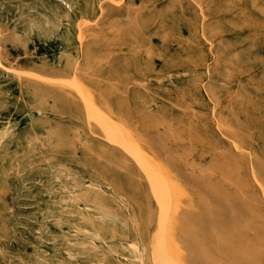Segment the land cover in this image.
I'll use <instances>...</instances> for the list:
<instances>
[{
  "label": "rangeland",
  "instance_id": "374dc122",
  "mask_svg": "<svg viewBox=\"0 0 264 264\" xmlns=\"http://www.w3.org/2000/svg\"><path fill=\"white\" fill-rule=\"evenodd\" d=\"M0 62V264H264V0H0Z\"/></svg>",
  "mask_w": 264,
  "mask_h": 264
},
{
  "label": "bare ground",
  "instance_id": "6f19581e",
  "mask_svg": "<svg viewBox=\"0 0 264 264\" xmlns=\"http://www.w3.org/2000/svg\"><path fill=\"white\" fill-rule=\"evenodd\" d=\"M28 5V4H27ZM29 6V5H28ZM30 7V6H29ZM71 7V6H70ZM76 7V6H75ZM73 8V7H72ZM29 19V18H28ZM47 19H48V17H47ZM49 20V19H48ZM29 22V21H28ZM31 23V22H30ZM54 26V25H53ZM57 26V25H56ZM56 28H58V27H56ZM33 35V34H32ZM0 66H3L2 65V63L0 62ZM8 74V73H7ZM11 75V74H10ZM70 82V81H69ZM86 102H88V100L86 101ZM89 105V104H88ZM94 104H92V106H93ZM91 107V106H90ZM92 108V107H91ZM94 109H95V107H94ZM91 110V109H90ZM96 112H98L99 113V110H97ZM95 111H90V114H93L94 116H97L98 117V115H97V113H96ZM101 112V111H100ZM104 113V112H103ZM100 114V115H102L103 117H104V114ZM96 117V118H97ZM105 118V117H104ZM106 119V118H105ZM105 119H103L104 121H107V120H105ZM110 119V118H109ZM101 120H102V118H101ZM114 120V119H113ZM113 120H112V123H113ZM97 121V120H96ZM103 121V122H104ZM108 124V123H107ZM112 125V124H111ZM114 125V124H113ZM112 125V126H113ZM117 125V124H116ZM102 126H103V129L105 128V131L107 132V134H108V136H109V138H111L109 141H113V143L114 142H116L117 144L119 143V145L121 144L122 146H123V148H125L127 151H129L132 155H134L136 158L138 157V158H140V160H139V162H141V164L144 166L145 164H144V159H142L141 157H142V154H141V151H139L138 150V148L135 146V145H133V144H131L129 141L126 143L125 141H123V140H121L120 138V136H117L116 134H114V133H116V131L113 133V132H111L110 131V128H108V126H106V122H105V124L104 123H102ZM121 129V128H120ZM117 132H118V130H117ZM122 132H124V131H122ZM121 133V132H120ZM118 134V133H117ZM121 134H123V133H121ZM120 135V134H119ZM124 135V134H123ZM120 137V138H119ZM125 137V136H124ZM108 138V137H107ZM112 143V142H111ZM137 158V159H138ZM144 161V162H143ZM145 167V166H144ZM167 183V182H166ZM155 184V183H154ZM166 185V184H165ZM168 187V186H167ZM167 189H169V188H167ZM264 190V189H263ZM155 192H156V195L158 194L157 193V190H156V187H155ZM165 192V191H164ZM264 192V191H263ZM169 194H170V192H168ZM159 194L161 195H163V192L162 193H160V190H159ZM159 195V196H160ZM167 195V194H166ZM167 198H168V196H166ZM162 199V198H161ZM170 199H172L171 198V196H170ZM160 200V199H159ZM166 200V199H165ZM164 200V201H165ZM162 201V200H161ZM67 202V201H66ZM157 202V201H156ZM68 203V202H67ZM73 203V202H72ZM165 203V202H164ZM161 204H163L162 202H161ZM163 207H165V206H163ZM165 209V208H164ZM161 211V210H160ZM169 213V212H168ZM163 214V213H162ZM161 214V215H162ZM163 215H165L166 216V214H163ZM168 216H169V214H167ZM160 218V217H159ZM163 219L165 218L164 216L162 217ZM169 218V217H168ZM161 224V223H160ZM165 227V226H164ZM163 227V228H164ZM164 230V229H163ZM162 232V231H161ZM164 232L166 233V230H164ZM164 232H163V234H164ZM162 234V235H163ZM158 235V234H157ZM160 236V235H159ZM158 238V237H157ZM161 239H163L162 237H161ZM159 241V240H158ZM158 241H156V242H158ZM155 242V243H156ZM176 243V242H175ZM163 244H161L160 246H162ZM176 245V244H175ZM180 246H182V245H180ZM163 247V246H162ZM166 247V246H165ZM164 247V248H165ZM180 248V247H179ZM152 250V249H151ZM161 250V249H160ZM180 251H182V249L180 248ZM163 253H164V255H163ZM160 256L162 257V256H164V257H162L164 260H165V262L166 263H168V264H173V262H172V260H171V258L169 257V256H166L165 255V253L166 252H163ZM67 254V253H66ZM156 255V254H155ZM153 258H154V256H153ZM161 258V259H162ZM163 260V261H164ZM162 261V262H163ZM143 263V262H142ZM155 264H157V262L155 263ZM164 264V263H163Z\"/></svg>",
  "mask_w": 264,
  "mask_h": 264
}]
</instances>
